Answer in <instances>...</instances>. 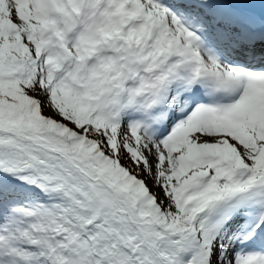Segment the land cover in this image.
Listing matches in <instances>:
<instances>
[{"label":"snow or ice","instance_id":"obj_1","mask_svg":"<svg viewBox=\"0 0 264 264\" xmlns=\"http://www.w3.org/2000/svg\"><path fill=\"white\" fill-rule=\"evenodd\" d=\"M0 264H264V0H0Z\"/></svg>","mask_w":264,"mask_h":264}]
</instances>
